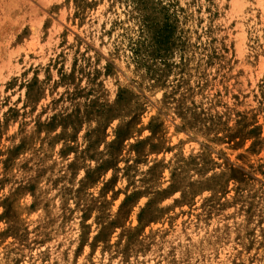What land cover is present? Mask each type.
<instances>
[{
    "label": "rangeland",
    "instance_id": "374dc122",
    "mask_svg": "<svg viewBox=\"0 0 264 264\" xmlns=\"http://www.w3.org/2000/svg\"><path fill=\"white\" fill-rule=\"evenodd\" d=\"M0 264H264V0H0Z\"/></svg>",
    "mask_w": 264,
    "mask_h": 264
}]
</instances>
